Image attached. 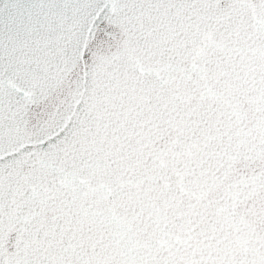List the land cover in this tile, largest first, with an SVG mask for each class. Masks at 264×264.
<instances>
[{
    "label": "snow or ice",
    "instance_id": "6c2138e0",
    "mask_svg": "<svg viewBox=\"0 0 264 264\" xmlns=\"http://www.w3.org/2000/svg\"><path fill=\"white\" fill-rule=\"evenodd\" d=\"M0 264H264V0H0Z\"/></svg>",
    "mask_w": 264,
    "mask_h": 264
}]
</instances>
